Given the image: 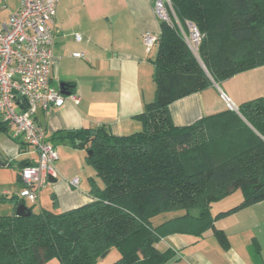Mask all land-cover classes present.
<instances>
[{"label":"trees","instance_id":"obj_1","mask_svg":"<svg viewBox=\"0 0 264 264\" xmlns=\"http://www.w3.org/2000/svg\"><path fill=\"white\" fill-rule=\"evenodd\" d=\"M170 3L154 61L156 97L138 116L142 130L56 132L52 139L88 152L105 186L90 178L95 200L71 210L30 207V216H0V264H96L114 248L120 258L112 264H166L173 254L156 248L162 237L212 229L226 246L216 220L264 200V96L186 126L170 112L181 98L264 66V0ZM189 23L201 35L197 54L187 40ZM237 190L242 201L214 215L212 205ZM178 210L185 212L154 225V218Z\"/></svg>","mask_w":264,"mask_h":264},{"label":"crops","instance_id":"obj_2","mask_svg":"<svg viewBox=\"0 0 264 264\" xmlns=\"http://www.w3.org/2000/svg\"><path fill=\"white\" fill-rule=\"evenodd\" d=\"M21 5L22 0H0V22L7 21ZM53 26L56 38L51 83L60 88L65 82V90L80 99L75 102L67 97L63 106L40 108L37 112L38 124L59 152L56 182L49 181L55 194L52 201H46L41 189L39 203L40 211L64 212L95 200L90 193V178H95L97 172L87 163L86 150L52 137L59 131L99 126L115 135L142 130L138 116L156 97L154 61L158 51V45L147 49L144 35L159 36L161 19L155 12L154 0H60ZM77 34L81 40H77ZM75 52L82 56H74ZM223 94L237 109L245 102L263 97L264 66L221 83L214 82L206 90L173 102L170 112L174 123L186 126L230 109ZM3 123L0 115V126ZM11 132L10 127L8 131H0V173L14 163L18 169L15 183L2 193L11 200L12 211L8 215L16 214L17 201H21L18 196L23 186L21 168L37 160V153ZM76 177L79 185L73 186L71 182ZM100 184L102 188L101 180ZM242 197L239 190L235 191L214 203L212 213L235 207ZM26 202L22 203L27 205ZM215 227L226 233V246L220 244L210 229L201 236L167 235L156 243V248L173 254L166 264H264V200L216 220ZM111 251L96 264L116 262L120 257L106 260Z\"/></svg>","mask_w":264,"mask_h":264},{"label":"built area","instance_id":"obj_3","mask_svg":"<svg viewBox=\"0 0 264 264\" xmlns=\"http://www.w3.org/2000/svg\"><path fill=\"white\" fill-rule=\"evenodd\" d=\"M59 2L22 0L20 9L7 21L0 22V115L12 136L37 153L35 163L20 170L23 186L18 196L32 204L37 202L50 178L57 177L55 164L59 159L56 146L36 120L37 112L40 108L61 107L67 97L75 102L80 99L75 93L66 96L51 83L56 38L53 25ZM154 9L158 18L170 20V0H154ZM189 26L191 43L197 51L201 35L196 26L191 23ZM76 38L81 40V35L77 34ZM144 43L151 50L159 44V36L146 33ZM73 55L80 57L82 53ZM223 97L228 100L230 109L238 110L224 94ZM71 183L78 186L79 178Z\"/></svg>","mask_w":264,"mask_h":264},{"label":"rangeland","instance_id":"obj_4","mask_svg":"<svg viewBox=\"0 0 264 264\" xmlns=\"http://www.w3.org/2000/svg\"><path fill=\"white\" fill-rule=\"evenodd\" d=\"M2 1H4V0H2ZM170 10L173 11L172 6H171V3H170ZM187 40H188V42H190L191 46L193 47V49L195 50V52L197 54L196 48L191 43V36L189 38H187ZM17 170H18L17 169V165L14 163L12 167L8 168L3 173H0V216H2V215H8L12 211L11 208H10V205H9L10 202H11V200L8 197L3 196L2 193H3L4 190H8L10 188V186H12L15 183V178H16ZM95 179H96V182H97V184H98L99 187L101 185L100 184V180L102 182V188L105 186L104 181L101 178H99L97 175H96ZM51 186L52 185H50L49 184V181H48L42 187V189H43V195H44V198H45L46 201L48 199H49V201H52L53 195L55 194V191L53 189H50V188H52ZM50 192H51V194H50ZM239 192H241V191L239 190ZM26 203H27L28 206L33 207V211L35 213H38L40 211L39 199L34 204V206L30 202H26ZM184 212L185 211H183V210H178V211H173V212L165 213V214L161 215L158 219H154L153 223H154V225H158L163 220H166V219H169V218H172V217H175V216H179V215L183 214ZM192 212L193 213H197V210H192ZM116 256L119 258L120 257V252L117 249L114 248L107 255L106 260H108V261L109 260H113ZM48 264H60V263L55 259V260H51V262L48 263Z\"/></svg>","mask_w":264,"mask_h":264},{"label":"water","instance_id":"obj_5","mask_svg":"<svg viewBox=\"0 0 264 264\" xmlns=\"http://www.w3.org/2000/svg\"><path fill=\"white\" fill-rule=\"evenodd\" d=\"M61 91L65 95H69L71 92H67L66 89V83L62 82L60 85ZM92 153V152H90ZM51 182H56L55 178H50ZM32 214V211L29 209V207L25 203H20L16 209V215L17 216H30ZM107 253L103 254L101 257H105Z\"/></svg>","mask_w":264,"mask_h":264}]
</instances>
